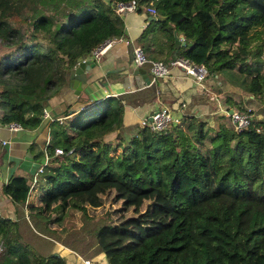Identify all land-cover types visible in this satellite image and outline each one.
I'll use <instances>...</instances> for the list:
<instances>
[{
	"label": "trees",
	"instance_id": "16d2710c",
	"mask_svg": "<svg viewBox=\"0 0 264 264\" xmlns=\"http://www.w3.org/2000/svg\"><path fill=\"white\" fill-rule=\"evenodd\" d=\"M130 1L0 0V125L35 130L70 69L124 34L114 9ZM135 1L136 10L155 11H145L138 37L144 57L181 56L207 77L230 72L227 83L264 106V0ZM175 36L183 46L175 47ZM69 108L67 118L68 109L51 110L45 145L30 146L40 164L47 159L40 182L28 189L13 176L2 186L13 205L26 202L51 232H64L74 217L102 215L109 225L93 237L106 264H264L263 122L250 118L235 132L206 129L187 115L126 138L118 98ZM0 264L66 263L40 255L0 217Z\"/></svg>",
	"mask_w": 264,
	"mask_h": 264
},
{
	"label": "crops",
	"instance_id": "0c3cea01",
	"mask_svg": "<svg viewBox=\"0 0 264 264\" xmlns=\"http://www.w3.org/2000/svg\"><path fill=\"white\" fill-rule=\"evenodd\" d=\"M122 17L124 25L122 38L128 45L119 39L107 41L99 63H94L92 69L84 71V85L77 80H69L66 86L71 84L72 93L75 95L70 106L75 104L77 107H82L107 96L118 98L123 104L121 128H123L122 133L125 137L136 132L135 129L141 119L149 118L160 108H166L170 117L174 119L192 115L216 125L219 117L216 109L218 106L221 107L218 105L219 96H226L223 104L227 109L232 103L227 97L233 99L241 92L240 89L227 83L230 79L233 80L232 74L224 72L218 76L207 77L201 86H197L178 68L172 67L167 78L152 80L146 71L148 68L143 67L145 78L148 81L146 83L142 75L133 73L136 69L132 65V48L141 46L138 37L147 26L150 17L144 10L124 13ZM246 99L249 98L246 97ZM66 109L67 111L72 110L64 106L61 96L57 94L48 101L44 108L45 115L35 130L25 131L15 124L0 125V217L14 221L19 234L22 237H29L35 250L42 256L55 254L61 257L66 264H83V261H88L89 264H106L104 254L97 247L94 237L88 239L84 236V239H81L77 235V239L73 238L65 243L64 240L57 239L56 241L48 235H42L37 230V226L40 231L42 230L41 222L38 218L32 222L31 216L33 215L27 213L26 202L13 205L2 194V186L10 177H22L29 184V179L33 177L40 165L33 157L35 150L30 149V146L43 148L48 137L47 123L52 120L50 111L53 110L55 115L64 113ZM62 118H67V116ZM81 218L82 216H79L81 228L92 223L86 231L94 230L95 220L88 223L83 222V225L82 220L85 218Z\"/></svg>",
	"mask_w": 264,
	"mask_h": 264
},
{
	"label": "built area",
	"instance_id": "2783aa9c",
	"mask_svg": "<svg viewBox=\"0 0 264 264\" xmlns=\"http://www.w3.org/2000/svg\"><path fill=\"white\" fill-rule=\"evenodd\" d=\"M136 8H137V2L135 0H132L128 3L117 4L114 10L117 13L120 12L121 14H123V13H133L136 10ZM145 11L150 15H154L155 13V11L151 8L150 9L147 8L145 9ZM118 39L119 41L128 45L126 41L121 40L122 39L121 37ZM105 49H106V44L104 43L102 46L92 51L91 55L88 58L83 59L82 62L86 60H90L93 63L98 64L101 55L104 53ZM132 55H133V59H132L133 68L138 69V68L147 67L148 69L146 71L151 76L152 80L156 78H167L169 76V72L172 67L182 70L184 76L186 78H189L193 82V84L197 86H201L202 82L207 77L206 70L202 66H197L181 56H177L174 59L169 60L168 62L149 60L143 56L141 49L138 46H134L132 48ZM226 115L229 117L231 122V127L235 132L245 129L249 125L250 117L243 112L232 111L231 113H227ZM170 119L171 117L169 115L168 110L166 108H160L157 111L153 112L149 116V118L141 119L139 123L141 127H147L151 131H160L166 126V124L169 122ZM58 120L60 121V119ZM61 153L62 152L60 149L54 150L55 155H60ZM46 161L47 159L45 156L43 162L39 165L33 177L31 178V183L29 184L28 189L32 188L33 183H35V175L42 171V168L45 166ZM83 264H89V263L88 261H83Z\"/></svg>",
	"mask_w": 264,
	"mask_h": 264
},
{
	"label": "rangeland",
	"instance_id": "374dc122",
	"mask_svg": "<svg viewBox=\"0 0 264 264\" xmlns=\"http://www.w3.org/2000/svg\"><path fill=\"white\" fill-rule=\"evenodd\" d=\"M114 12H115L116 15H119V16H121V18H123L122 17V14L120 12L117 13L115 10H114ZM11 23H12L13 26H16V24H22V26H23L22 21L20 22V20H18V19H12L11 20ZM121 38H122V36H121ZM122 40H123V38H122ZM263 42H264V36H263ZM141 44H143V42ZM2 51H3V49L0 47V53ZM261 75L264 76V67L262 68ZM219 97H220V101L218 102L219 103L218 105H221V107L219 108V106H218V108L216 109L217 114H219V117L217 118L218 123L216 125L212 124L211 121L208 122L209 123L208 124L206 121H204V120L196 117L199 121L204 122V125H205L206 129L207 128L214 129L219 124H222V125H225V126H231L230 119L226 115L227 114V109L225 108V106L223 104V103H225L226 96L223 95V96H219ZM227 98L230 99L232 101V103H233V111L236 110L235 112H243V113L247 114L254 122H263L264 123V106L257 105L254 102H252L250 99H246V95L244 93H241V92H239L238 95H235L233 99L231 97H227ZM214 112H215V109H214ZM246 112H248V113H246ZM184 122H185V120H184ZM183 124L181 126L182 129H184V126H185ZM138 127H140V123L139 122H138L137 128ZM137 128L135 130H137ZM120 130L122 132L123 131V128H120ZM127 137H128V135L126 136V138ZM35 180H36V183H33V185H32L33 187H34V185L36 186L40 182V180H41V174L40 173H38V174L35 175ZM30 183H31V178L29 179V184ZM32 191H33V189H32ZM33 192H35V191H33ZM31 196L34 197V194L32 193ZM126 215H129V212ZM83 217L84 216L82 215V218ZM31 218H33L32 219V222H34V221L37 220V218L34 217V216H31ZM84 218L85 219L82 220V224H83V222L84 223H86V222L88 223L90 221V220H87L86 217H84ZM93 220H95L93 222L95 228H94V230H90V231H86V228H90V226H91L90 224H92V223H89L86 226H84L85 228H81V225H79V223L76 221V218L75 217H74V219L71 220L70 223H66V229H65L64 232L63 231H61V232H59V231H56V232L48 231L44 227L43 222H41V221L40 222H41L42 230L40 231V228L38 226H37V230H39L38 233H40L42 235H45V236L48 235V237H51L53 240H56V241H58L57 239H59V241L60 240H64L65 243L67 241H69L70 239H73V238L77 239L76 238L77 235L80 236L81 239H84V236L85 237H88V239H92V237L94 235L93 233H94V231H96V229H98L100 226H103V225H109V221L106 218H104L102 215H100L98 217H95ZM70 224H72V226ZM21 239L23 240L24 243H26L33 250H35V246L29 240V237L26 238V237H22L21 236Z\"/></svg>",
	"mask_w": 264,
	"mask_h": 264
},
{
	"label": "water",
	"instance_id": "95a60500",
	"mask_svg": "<svg viewBox=\"0 0 264 264\" xmlns=\"http://www.w3.org/2000/svg\"><path fill=\"white\" fill-rule=\"evenodd\" d=\"M174 45L175 47L178 46H183L184 43L180 38H177L176 36L174 37ZM94 67V63L90 60L86 61H80L74 65L73 68L70 69L69 71V80H77L81 82V85H84L85 83V77H84V71H89ZM133 73L135 74H140L142 77H144L145 82L147 83L148 81L145 78V70L142 68L136 69ZM58 94L62 98V102L66 108L70 107V105L73 103L75 99V95L72 93V88L71 84H68V86H63L59 89ZM73 110H69L66 113V116H70L73 114ZM232 111L229 110L228 113H231Z\"/></svg>",
	"mask_w": 264,
	"mask_h": 264
}]
</instances>
